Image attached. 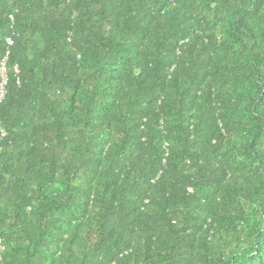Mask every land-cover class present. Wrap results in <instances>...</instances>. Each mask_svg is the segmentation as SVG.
<instances>
[{
  "label": "trees",
  "instance_id": "16d2710c",
  "mask_svg": "<svg viewBox=\"0 0 264 264\" xmlns=\"http://www.w3.org/2000/svg\"><path fill=\"white\" fill-rule=\"evenodd\" d=\"M7 50L0 264H264V0H0Z\"/></svg>",
  "mask_w": 264,
  "mask_h": 264
},
{
  "label": "built area",
  "instance_id": "2783aa9c",
  "mask_svg": "<svg viewBox=\"0 0 264 264\" xmlns=\"http://www.w3.org/2000/svg\"><path fill=\"white\" fill-rule=\"evenodd\" d=\"M9 16L12 17L11 14H9ZM6 42L8 44L12 42L11 36L6 37ZM7 55H8V50L5 52L4 56L0 58V100L3 99L5 92H6L5 84H6V78H7V74H6Z\"/></svg>",
  "mask_w": 264,
  "mask_h": 264
}]
</instances>
